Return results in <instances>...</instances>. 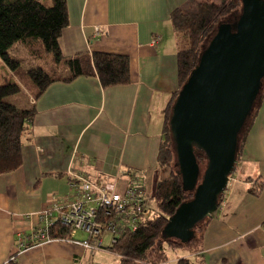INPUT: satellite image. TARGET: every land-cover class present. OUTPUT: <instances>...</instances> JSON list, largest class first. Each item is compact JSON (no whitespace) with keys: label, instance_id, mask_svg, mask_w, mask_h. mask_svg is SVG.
I'll return each instance as SVG.
<instances>
[{"label":"crops","instance_id":"1","mask_svg":"<svg viewBox=\"0 0 264 264\" xmlns=\"http://www.w3.org/2000/svg\"><path fill=\"white\" fill-rule=\"evenodd\" d=\"M186 1L66 0L68 25L58 39L62 56H127L130 81L103 88L97 77H79L50 85L37 100L21 91L27 97L22 108L12 103L34 107L35 114L20 167L0 174V264L120 263L108 235L101 237L102 250L57 241L26 247V239L38 227V214L78 199L68 171L98 186L111 182L120 193L135 187L145 203L170 176L168 168L158 167L157 154L164 110L178 90L177 53L189 47L175 34L170 14ZM18 60L24 70L36 65L31 59L23 67ZM234 172L204 230L202 251L166 248L163 264L181 258L190 264H264V188L249 193L264 186V84ZM85 240L95 241L79 239ZM21 245L25 249L18 252Z\"/></svg>","mask_w":264,"mask_h":264},{"label":"trees","instance_id":"2","mask_svg":"<svg viewBox=\"0 0 264 264\" xmlns=\"http://www.w3.org/2000/svg\"><path fill=\"white\" fill-rule=\"evenodd\" d=\"M240 6V0H187L170 14L175 34L189 42L188 48L177 53L178 90L164 110L162 139L157 154L158 167L168 168L170 176L156 184L151 198L154 209L140 221L137 229L123 233L117 243L110 246V250L119 256V264L166 263V248L181 249L192 255L202 251L203 233L211 217L200 222L186 242L171 240L162 234L167 218L192 198V192L182 187L168 122L178 91L195 68L205 41L221 20L239 10ZM67 25L66 0H0V174L20 167L24 134L35 114L34 107L20 109L8 103L6 98L25 91L31 100H37L50 85L68 83L79 77H97L103 88L125 85L130 81L127 56L95 52L64 58L58 39ZM16 47L35 62L33 68L24 70L21 67L20 61L11 54ZM257 107L240 134L236 159L241 154L244 137ZM195 154L200 167L205 166L202 151L195 147ZM263 188V184H257L249 193L258 195ZM221 199L222 196L219 202ZM49 236L69 239L71 231L58 218L49 228ZM177 264L190 262L188 258H181Z\"/></svg>","mask_w":264,"mask_h":264},{"label":"water","instance_id":"3","mask_svg":"<svg viewBox=\"0 0 264 264\" xmlns=\"http://www.w3.org/2000/svg\"><path fill=\"white\" fill-rule=\"evenodd\" d=\"M232 23L220 22L171 107L169 129L182 187L192 198L167 218L162 234L186 242L215 214L234 172L240 134L264 84V0H240ZM195 147L206 163L201 170Z\"/></svg>","mask_w":264,"mask_h":264},{"label":"built area","instance_id":"4","mask_svg":"<svg viewBox=\"0 0 264 264\" xmlns=\"http://www.w3.org/2000/svg\"><path fill=\"white\" fill-rule=\"evenodd\" d=\"M68 175L72 178L70 188L78 193V199L67 206L57 204L55 209H46L38 214V227L27 236L29 245L26 247L57 241L71 242L87 250H102L101 237L104 234L111 236L110 246H112L117 243L123 233L135 231L140 221L151 211L146 207L141 193L135 187H129L125 192L120 193L111 182L98 186L89 179L74 175L70 171ZM231 180L230 176L227 187ZM54 211L57 216L54 215ZM58 218L70 228L69 239L50 238L49 228ZM77 231L87 234L89 239L95 240L94 243L90 240L74 239L73 236ZM23 249L25 245H21L18 252ZM13 261L12 255L9 262Z\"/></svg>","mask_w":264,"mask_h":264},{"label":"rangeland","instance_id":"5","mask_svg":"<svg viewBox=\"0 0 264 264\" xmlns=\"http://www.w3.org/2000/svg\"><path fill=\"white\" fill-rule=\"evenodd\" d=\"M237 16H238V10L236 12L232 13L231 15H229L227 17H224L221 20V22L232 23L234 21V18L237 17ZM208 40L209 39H207L204 44H206L208 42ZM16 48L15 49L14 48L12 49L11 54L14 57H17L18 59H20L22 61L23 67H27L26 61L27 62L28 61L31 62V59L21 49H19L18 47H16ZM63 69L65 70V67H63ZM5 100L8 103H10V104H12V103L16 104L20 108H22V107H24V106L27 105V97H26V95L24 93H18V94L14 95V96H11V97L6 98ZM173 165H174V163L172 164V167H173ZM200 168H201V170H203L204 165H201ZM234 174H235V172H233L231 174V178H232V176H235L236 175V174L235 175ZM231 185H232V183H231ZM229 186H230V182H229L228 187ZM145 204H146V207L149 208L150 210H153L154 209L155 203L151 199H148ZM107 235L108 234H104L102 237L107 236ZM108 236H110V235H108ZM84 237H88L87 234L85 235L84 232L77 231V233L75 235V238L76 239L79 240V239H82ZM109 240H110L109 241V245H110L111 236L109 237Z\"/></svg>","mask_w":264,"mask_h":264}]
</instances>
